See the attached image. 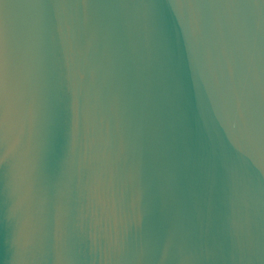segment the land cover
<instances>
[{"label": "water", "instance_id": "obj_1", "mask_svg": "<svg viewBox=\"0 0 264 264\" xmlns=\"http://www.w3.org/2000/svg\"><path fill=\"white\" fill-rule=\"evenodd\" d=\"M0 264H264V0H0Z\"/></svg>", "mask_w": 264, "mask_h": 264}]
</instances>
